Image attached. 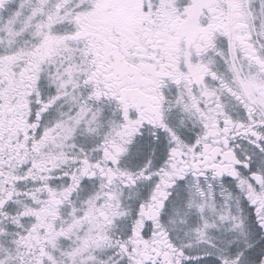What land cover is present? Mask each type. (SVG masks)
<instances>
[{"label":"snow or ice","instance_id":"1","mask_svg":"<svg viewBox=\"0 0 264 264\" xmlns=\"http://www.w3.org/2000/svg\"><path fill=\"white\" fill-rule=\"evenodd\" d=\"M0 264H264V0H0Z\"/></svg>","mask_w":264,"mask_h":264}]
</instances>
